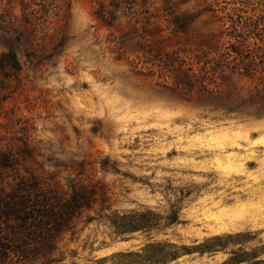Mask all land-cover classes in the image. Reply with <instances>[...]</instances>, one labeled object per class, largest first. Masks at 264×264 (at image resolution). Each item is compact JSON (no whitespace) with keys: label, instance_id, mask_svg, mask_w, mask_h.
I'll list each match as a JSON object with an SVG mask.
<instances>
[{"label":"rangeland","instance_id":"rangeland-1","mask_svg":"<svg viewBox=\"0 0 264 264\" xmlns=\"http://www.w3.org/2000/svg\"><path fill=\"white\" fill-rule=\"evenodd\" d=\"M30 182L86 208L2 226L9 264H264V0H0V191ZM133 214L177 224L116 236Z\"/></svg>","mask_w":264,"mask_h":264},{"label":"trees","instance_id":"trees-1","mask_svg":"<svg viewBox=\"0 0 264 264\" xmlns=\"http://www.w3.org/2000/svg\"><path fill=\"white\" fill-rule=\"evenodd\" d=\"M20 188L25 194L27 193L26 197L18 198L15 195L18 189L8 194L0 191V234L3 232L2 226L19 223L23 226H21V232L15 234V237L19 236L26 240L34 241L38 238L59 235L67 230L70 218L86 208V206H81L76 202L58 204L57 199L40 198L37 195L38 190L31 182ZM35 199L38 200L37 208L42 211L30 210V204ZM53 203L56 205H52ZM44 210L45 212H43ZM34 221L38 223V226L34 227L32 225L31 222ZM160 222L163 223L164 228L177 224V220L173 218L148 220L145 215L133 214L121 216L117 220H110L109 226L116 236L121 237L134 232H146L154 229L159 227ZM33 230L35 231L34 236L31 233ZM212 249L214 248L207 246L206 242L195 248L158 243L146 245L141 254L128 253L118 255V257L122 261L121 264H168L182 255H189L194 251L199 254L210 253L213 252ZM25 256L27 255L22 252L18 258L23 262ZM9 258L0 252V264H9Z\"/></svg>","mask_w":264,"mask_h":264}]
</instances>
